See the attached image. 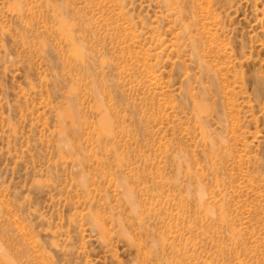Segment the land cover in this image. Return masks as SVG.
<instances>
[{"label": "rangeland", "instance_id": "374dc122", "mask_svg": "<svg viewBox=\"0 0 264 264\" xmlns=\"http://www.w3.org/2000/svg\"><path fill=\"white\" fill-rule=\"evenodd\" d=\"M0 264H264V0H0Z\"/></svg>", "mask_w": 264, "mask_h": 264}]
</instances>
